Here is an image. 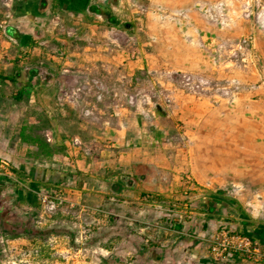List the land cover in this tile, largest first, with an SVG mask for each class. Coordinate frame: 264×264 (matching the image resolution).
Here are the masks:
<instances>
[{
    "label": "crops",
    "instance_id": "1",
    "mask_svg": "<svg viewBox=\"0 0 264 264\" xmlns=\"http://www.w3.org/2000/svg\"><path fill=\"white\" fill-rule=\"evenodd\" d=\"M122 2L0 0V158L14 167L0 211L39 230L30 253L51 234L78 256L218 264L210 243L227 231L264 263V0ZM204 3L251 35L239 58H204L200 44L232 35ZM42 192L64 204L46 214ZM236 260L253 263L220 264Z\"/></svg>",
    "mask_w": 264,
    "mask_h": 264
},
{
    "label": "rangeland",
    "instance_id": "2",
    "mask_svg": "<svg viewBox=\"0 0 264 264\" xmlns=\"http://www.w3.org/2000/svg\"><path fill=\"white\" fill-rule=\"evenodd\" d=\"M145 1V2H144ZM123 5L120 7V10L126 12V11H140V13L143 11L142 7L146 5V0H123ZM209 4V3H207ZM258 2H255L254 7L258 8ZM212 5V4H209ZM119 8V7H118ZM261 9V8H260ZM202 11V10H201ZM264 12V8L262 9V14ZM225 13L227 14L226 7H225ZM183 12L179 13V16L182 18L184 17ZM257 16V15H256ZM230 21V28L225 32H231L232 35L227 36L226 39H231V41H238L243 37L250 36L248 34H238L235 30V25H233L230 18H228ZM255 25L257 28L263 31L262 28L258 26L257 19L255 17ZM216 24V22H215ZM264 32V31H263ZM252 38V37H251ZM251 44V43H250ZM249 44V45H250ZM248 45V46H249ZM200 49L203 51V56L206 60L213 63L216 67L217 65L222 64L223 62L227 60H233L236 58H239L244 51L248 47H244V49H236L234 47H229L227 50V54L219 58L216 51H214L215 46L214 44L211 47H206V45H199ZM216 73V75H219L220 72H226L224 69H207V72L211 74V72ZM199 85V84H198ZM9 161L11 167L10 171L6 174H13L14 173V167L12 162ZM49 194L52 196L59 195L63 199L64 204V198L62 197L61 193H55V192H42L40 196L41 205L43 206L44 212L46 214H52L54 213L60 206H58L54 210H46L44 203H43V197L44 195ZM13 217L9 212H1L0 211V264H140L137 261V258L135 256H130L127 258L121 257V256H114V257H101V258H94L90 256H78L77 254H74L72 252H64L59 251V242H55L56 236L45 235V239L43 240L44 250L42 252L32 251L30 253L29 247L31 245L40 246V241L37 242H29L27 240L26 236H33V234L38 237L40 234L38 229H33V233H29L28 231L13 227ZM35 232V233H34ZM61 246L63 244L61 243ZM210 250V249H209ZM211 253V250H210ZM211 255H213L211 253ZM221 258H213V262L220 264ZM168 258L162 257V263L161 264H168L167 263ZM253 262L252 260H249V262ZM242 262H246L243 260H236L235 262H231V264H240ZM244 264V263H243ZM252 264H264L263 262L256 261Z\"/></svg>",
    "mask_w": 264,
    "mask_h": 264
},
{
    "label": "built area",
    "instance_id": "3",
    "mask_svg": "<svg viewBox=\"0 0 264 264\" xmlns=\"http://www.w3.org/2000/svg\"><path fill=\"white\" fill-rule=\"evenodd\" d=\"M201 10L208 13L211 11L219 12V17L216 20V26L227 31L231 24L225 13V6L217 3L209 5L204 3L200 6ZM258 26L264 31V12L256 16ZM252 38L246 36L238 41H231V39H220L214 42L216 53L219 58L224 57L227 54L229 47H234L236 49H244L248 47L251 43ZM10 163L4 158H0V176L6 175L10 171ZM43 203L46 210H54L58 206L63 204V199L59 195H49L46 194L43 197ZM210 250L214 257L223 258L228 254H235L241 258L247 260H256L262 255L260 249L252 240L251 237L246 235H235L230 234L227 231H221L210 243Z\"/></svg>",
    "mask_w": 264,
    "mask_h": 264
},
{
    "label": "trees",
    "instance_id": "4",
    "mask_svg": "<svg viewBox=\"0 0 264 264\" xmlns=\"http://www.w3.org/2000/svg\"><path fill=\"white\" fill-rule=\"evenodd\" d=\"M0 78H2V79H6V80H9V81H12V79H11V78H8V77H3V76H1V75H0Z\"/></svg>",
    "mask_w": 264,
    "mask_h": 264
}]
</instances>
